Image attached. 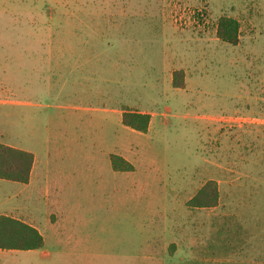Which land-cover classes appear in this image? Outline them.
<instances>
[{
    "label": "rangeland",
    "instance_id": "obj_1",
    "mask_svg": "<svg viewBox=\"0 0 264 264\" xmlns=\"http://www.w3.org/2000/svg\"><path fill=\"white\" fill-rule=\"evenodd\" d=\"M0 102V143L42 175L0 183V213L45 241L0 264H264V0H0ZM210 181L217 205L190 206Z\"/></svg>",
    "mask_w": 264,
    "mask_h": 264
},
{
    "label": "trees",
    "instance_id": "obj_2",
    "mask_svg": "<svg viewBox=\"0 0 264 264\" xmlns=\"http://www.w3.org/2000/svg\"><path fill=\"white\" fill-rule=\"evenodd\" d=\"M218 37L225 43L236 46L239 43V23L231 18H221L217 27ZM173 74V87L183 88L178 76ZM151 116L131 110L122 114V124L138 133H148ZM110 162L116 172H133L134 166L118 155H111ZM34 165V155L0 143V180L28 184ZM218 203V187L208 182L189 205L199 208H213ZM44 247V238L34 227L17 219L0 217V249L6 251H35Z\"/></svg>",
    "mask_w": 264,
    "mask_h": 264
},
{
    "label": "crops",
    "instance_id": "obj_3",
    "mask_svg": "<svg viewBox=\"0 0 264 264\" xmlns=\"http://www.w3.org/2000/svg\"><path fill=\"white\" fill-rule=\"evenodd\" d=\"M0 103H3V102H0ZM4 103H6V102H4ZM135 112H139V113H143V114H149V115H151V123H150V127H149V130H148V133L151 131V127H152V119H153V114L152 113H149V112H146V111H141V110H138V109H133ZM123 112H124V109L123 110H121V122H122V114H123ZM123 125V124H122ZM124 126V125H123ZM128 128V127H127ZM130 129V128H129ZM132 130V129H131ZM133 131V130H132ZM134 132H136V131H134ZM138 133V132H137ZM140 134H142V133H140ZM147 134V133H146ZM5 145V144H4ZM7 146H9V145H7ZM10 147H13V146H10ZM13 148H16V149H19V150H23V151H27V150H24V149H21V148H17V147H13ZM27 152H30V153H32L33 155H34V165H33V168H32V172H31V177H30V181H29V183L28 184H22V185H24L25 187H32V184L33 183H35L36 181L35 180H39L40 179V177L42 176L41 175V170H40V165H39V160L37 159V156L33 153V152H31V151H27ZM111 155H118V156H120V157H122V158H124L126 161H128L129 162V160H128V158H126L125 156H123V155H120V154H115V153H112V154H110L109 155V160H110V156ZM129 163H131V162H129ZM110 164H111V162H110ZM133 165V164H132ZM111 167H112V165H111ZM113 169V168H112ZM114 171V170H113ZM116 172V171H115ZM134 172V171H133ZM120 173H124V172H120ZM129 173V172H128ZM38 178V179H37ZM2 182H11V181H6V180H0V183H2ZM13 183H15V182H13ZM18 184H21V183H18ZM1 216H8V217H11V218H14V219H17V220H19V221H22V222H24V223H26V224H28V225H30V226H32V227H34L35 229H37L39 232H40V234L43 236V233H42V231H41V228H40V225L38 224L37 225V223H35L33 220H26V219H23L21 216H19L18 218L16 217V216H14V215H12V214H3V213H0V217ZM43 238H44V236H43ZM44 244H45V241H44ZM0 251H1V249H0ZM35 251H37V250H35ZM2 252V251H1Z\"/></svg>",
    "mask_w": 264,
    "mask_h": 264
}]
</instances>
